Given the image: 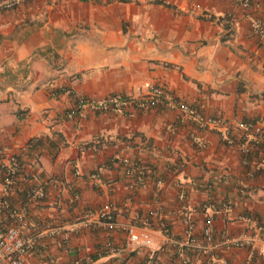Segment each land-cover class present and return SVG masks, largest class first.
<instances>
[{
	"label": "crops",
	"instance_id": "0c3cea01",
	"mask_svg": "<svg viewBox=\"0 0 264 264\" xmlns=\"http://www.w3.org/2000/svg\"><path fill=\"white\" fill-rule=\"evenodd\" d=\"M252 19L264 23V0H25L0 10V186L14 167L8 198L25 207L38 251L47 246L55 264H142L149 254L158 264H264V166L254 147L244 157L223 139H250L247 119L264 131V43ZM145 81L217 122L135 103L66 114L78 96L137 100ZM130 162L138 167L126 172ZM105 202L116 228L70 229ZM208 217L215 245L200 237ZM124 224L146 226L151 243H129Z\"/></svg>",
	"mask_w": 264,
	"mask_h": 264
},
{
	"label": "built area",
	"instance_id": "2783aa9c",
	"mask_svg": "<svg viewBox=\"0 0 264 264\" xmlns=\"http://www.w3.org/2000/svg\"><path fill=\"white\" fill-rule=\"evenodd\" d=\"M22 1L25 0H0V10L12 8ZM241 2L246 4L247 0H241ZM249 30L251 34L259 37L264 43L263 22L258 19H252L249 23ZM135 95L138 97L137 100L130 95H122L116 92L108 93L103 97L78 96L70 105L66 114L69 116L75 115L85 106L94 110H109L119 108L124 104L129 105L135 103L139 106H177L200 127L207 126L210 123L215 124L218 120L201 113L185 102L178 101L165 92L160 85L152 82L145 81L142 85L137 86L135 88ZM241 127L244 131L251 134L250 139H240V137L237 138L233 134H227L223 139L228 144H239L240 151L244 157L248 155L250 147H254L259 153L257 164L264 166V131L262 125L257 121L248 120L241 122ZM200 145H203L202 141ZM126 165V172L138 167L135 162H130ZM14 170V167H8L6 169L4 181L0 186V264H55L52 253L47 246H44L41 251L36 249V245L39 243L37 233L24 232V227L28 222L25 207L12 203L8 198V185L12 182ZM140 171H138L137 176L140 175ZM37 194L41 197L44 193L42 190H38ZM224 206L228 205L224 204ZM238 217L243 221H254L247 214H240ZM76 222H78V225H75ZM94 225L103 226L106 230H112L117 227L109 203H102L95 210H84L81 216L72 223L70 229L73 230L76 227H90ZM121 228L129 243L140 245H149L151 243L150 233L146 226L124 224ZM161 230L163 232L167 231L164 223H161ZM200 237L205 241V244H216L211 219L209 217L204 219V225L200 230ZM242 239H247V236L244 234ZM105 244L110 249L116 248L112 245L111 241L107 240ZM236 244H242L241 240H236ZM37 254L39 255L37 256ZM72 263L79 264V260L73 259ZM142 264H158V262L152 254H149Z\"/></svg>",
	"mask_w": 264,
	"mask_h": 264
},
{
	"label": "trees",
	"instance_id": "16d2710c",
	"mask_svg": "<svg viewBox=\"0 0 264 264\" xmlns=\"http://www.w3.org/2000/svg\"><path fill=\"white\" fill-rule=\"evenodd\" d=\"M263 96H264V95H263ZM263 96H262V97H263ZM248 120H250V119H247V120H245V121H248ZM251 120H253V119H251Z\"/></svg>",
	"mask_w": 264,
	"mask_h": 264
}]
</instances>
